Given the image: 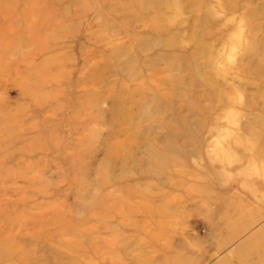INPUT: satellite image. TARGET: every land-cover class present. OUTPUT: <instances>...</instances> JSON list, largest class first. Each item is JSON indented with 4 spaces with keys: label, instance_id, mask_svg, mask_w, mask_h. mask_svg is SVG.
Instances as JSON below:
<instances>
[{
    "label": "rangeland",
    "instance_id": "obj_1",
    "mask_svg": "<svg viewBox=\"0 0 264 264\" xmlns=\"http://www.w3.org/2000/svg\"><path fill=\"white\" fill-rule=\"evenodd\" d=\"M251 263L264 0H0V264Z\"/></svg>",
    "mask_w": 264,
    "mask_h": 264
},
{
    "label": "bare ground",
    "instance_id": "obj_2",
    "mask_svg": "<svg viewBox=\"0 0 264 264\" xmlns=\"http://www.w3.org/2000/svg\"><path fill=\"white\" fill-rule=\"evenodd\" d=\"M259 233V232H258ZM251 264H254V263H251Z\"/></svg>",
    "mask_w": 264,
    "mask_h": 264
}]
</instances>
